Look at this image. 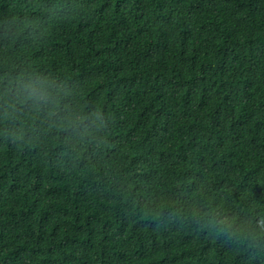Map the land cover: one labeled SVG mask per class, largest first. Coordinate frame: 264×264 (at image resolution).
<instances>
[{"label":"trees","instance_id":"1","mask_svg":"<svg viewBox=\"0 0 264 264\" xmlns=\"http://www.w3.org/2000/svg\"><path fill=\"white\" fill-rule=\"evenodd\" d=\"M0 264H264V0H0Z\"/></svg>","mask_w":264,"mask_h":264}]
</instances>
